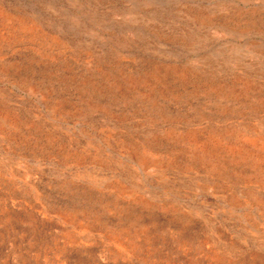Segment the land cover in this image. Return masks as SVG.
Wrapping results in <instances>:
<instances>
[{
	"label": "rangeland",
	"instance_id": "374dc122",
	"mask_svg": "<svg viewBox=\"0 0 264 264\" xmlns=\"http://www.w3.org/2000/svg\"><path fill=\"white\" fill-rule=\"evenodd\" d=\"M0 264H264V0H0Z\"/></svg>",
	"mask_w": 264,
	"mask_h": 264
}]
</instances>
